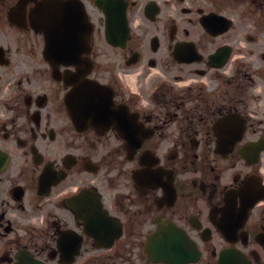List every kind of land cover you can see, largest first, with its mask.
Here are the masks:
<instances>
[{"label":"flooded vegetation","instance_id":"obj_1","mask_svg":"<svg viewBox=\"0 0 264 264\" xmlns=\"http://www.w3.org/2000/svg\"><path fill=\"white\" fill-rule=\"evenodd\" d=\"M41 1L0 0V264H264V0H70L90 39L58 67ZM84 67L99 127L66 105Z\"/></svg>","mask_w":264,"mask_h":264},{"label":"water","instance_id":"obj_2","mask_svg":"<svg viewBox=\"0 0 264 264\" xmlns=\"http://www.w3.org/2000/svg\"><path fill=\"white\" fill-rule=\"evenodd\" d=\"M53 5L60 6V4ZM47 6H52V3L49 0H46L45 2V7ZM36 19L38 22L37 27L41 28V8L36 14ZM52 19H55V17L53 16ZM55 28L56 27H52L51 30H55ZM59 40L60 39L54 34V32H52V34L48 35L47 37V52L52 59H65L66 56L71 55L67 48L60 47ZM62 42H69L70 44V41L62 40L61 43ZM73 81L75 83V86L67 97L70 107L74 110H77L79 109V105H81L85 108V111H88V114L86 116L92 117L94 119L101 117V103L103 102V99L99 98V96L104 94L103 87L98 83L87 79L74 78ZM223 264L230 263L224 262Z\"/></svg>","mask_w":264,"mask_h":264}]
</instances>
